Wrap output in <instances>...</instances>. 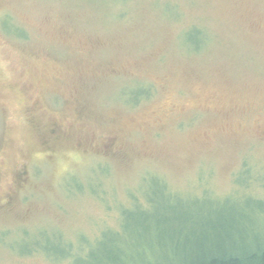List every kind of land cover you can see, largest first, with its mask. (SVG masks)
Returning a JSON list of instances; mask_svg holds the SVG:
<instances>
[{
    "label": "rangeland",
    "instance_id": "1",
    "mask_svg": "<svg viewBox=\"0 0 264 264\" xmlns=\"http://www.w3.org/2000/svg\"><path fill=\"white\" fill-rule=\"evenodd\" d=\"M153 184L264 238V0H0V264H107Z\"/></svg>",
    "mask_w": 264,
    "mask_h": 264
},
{
    "label": "trees",
    "instance_id": "2",
    "mask_svg": "<svg viewBox=\"0 0 264 264\" xmlns=\"http://www.w3.org/2000/svg\"><path fill=\"white\" fill-rule=\"evenodd\" d=\"M164 188L153 184L146 205L135 202L133 210L138 215L133 217L134 225L126 222L138 238L127 242L122 251L114 249L107 264H264L258 218L245 220L243 212L228 206L205 216L175 199L173 202ZM167 193L171 198H165ZM128 215L125 210L123 220Z\"/></svg>",
    "mask_w": 264,
    "mask_h": 264
}]
</instances>
